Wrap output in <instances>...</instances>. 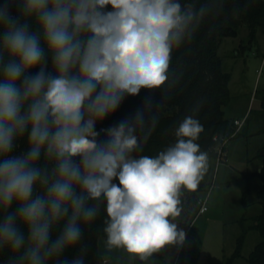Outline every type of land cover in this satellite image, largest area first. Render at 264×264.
Returning <instances> with one entry per match:
<instances>
[{
    "label": "clouds",
    "instance_id": "obj_1",
    "mask_svg": "<svg viewBox=\"0 0 264 264\" xmlns=\"http://www.w3.org/2000/svg\"><path fill=\"white\" fill-rule=\"evenodd\" d=\"M11 2L0 4L6 264H85L86 248L66 253L101 211L109 251L147 261L182 244L181 197L198 189L209 165L197 143L203 125L185 116L175 141L155 156L141 153L157 112L146 122L138 110L106 129L103 141L95 127L141 89H163L167 100L180 79L171 70L174 51L223 11L224 0H15L16 15Z\"/></svg>",
    "mask_w": 264,
    "mask_h": 264
},
{
    "label": "trees",
    "instance_id": "obj_2",
    "mask_svg": "<svg viewBox=\"0 0 264 264\" xmlns=\"http://www.w3.org/2000/svg\"><path fill=\"white\" fill-rule=\"evenodd\" d=\"M182 2H188V0H182ZM203 2L204 0H199V3ZM2 3L4 0H0V4ZM9 7L12 14L16 15L15 0H12ZM241 24H247L253 31L258 28L264 30V0H224L223 11L217 16L207 18L191 41L174 51L171 70L179 75L180 79L175 87L169 91L167 100H165L163 89H141L136 96H126L118 109L102 121H98L95 127L99 133L97 139L103 141L106 139V129L117 125L122 120L133 117L138 110H145L146 122H149L151 114L157 112L158 124L141 153L155 156L175 141L174 130L185 116L194 115L200 121L204 131L200 134L197 143L202 151L208 153L209 165L198 189L194 192L186 191L181 197L183 211L177 221L178 228L183 230L185 235L193 221L194 212L199 207L200 199L209 189L208 173L218 158L216 149L223 140H229L237 130L234 121L227 118L225 113V107L231 99V75L224 71L218 50L224 38L238 34ZM48 70L52 71L50 61ZM33 71H38V69ZM147 103L151 104L150 113L145 109ZM198 103L200 105L199 111L193 113L192 108ZM20 147H24L23 142ZM262 151L264 152V147ZM260 157L262 167L260 171L246 175L247 187L243 196L247 198L252 179L259 177L262 186L257 197L261 206V214L254 218L252 227L246 228L243 223L241 224L242 234L238 239L237 248L221 264H235L243 257V246L250 230L259 234L260 242L247 258V263L264 264V155H260ZM114 182L118 183V181ZM247 207L248 204L246 203ZM104 215V212L101 211L100 216L92 225L84 226L81 244L66 253L67 256L78 255L81 247H83L87 249L85 264H102L99 240L101 238L106 239L103 232ZM244 220L245 217L242 221ZM8 257L7 251L0 252V264H6ZM154 257H162V251L149 259ZM139 264H146V261H140Z\"/></svg>",
    "mask_w": 264,
    "mask_h": 264
},
{
    "label": "rangeland",
    "instance_id": "obj_3",
    "mask_svg": "<svg viewBox=\"0 0 264 264\" xmlns=\"http://www.w3.org/2000/svg\"><path fill=\"white\" fill-rule=\"evenodd\" d=\"M218 55L224 71L231 75V99L225 107L226 117L234 122L245 120V123L241 128L235 125L237 130L227 139L222 161L214 162L208 173L210 185L203 197H209L210 212L196 215L198 207L183 243L166 246L162 257L148 259L146 264H221L235 252L242 234L241 224L250 228L254 218L261 214L257 197L262 186L259 177L252 179L247 198L243 195L247 187L246 175L262 167L264 30L253 31L247 24H241L236 36L222 40ZM105 240H99L102 264L140 263L137 257L122 249L107 250ZM259 242V234L250 230L243 246V257L235 264H248L247 258Z\"/></svg>",
    "mask_w": 264,
    "mask_h": 264
},
{
    "label": "built area",
    "instance_id": "obj_4",
    "mask_svg": "<svg viewBox=\"0 0 264 264\" xmlns=\"http://www.w3.org/2000/svg\"><path fill=\"white\" fill-rule=\"evenodd\" d=\"M234 123H235V125L238 128H241L244 125L245 120H235ZM226 143H227V140H224L222 143L219 144V146L216 149L217 154H218V158H217L216 161L218 163H220L222 161L223 156L225 155ZM208 199H209V197H207L206 199H204V197L202 199H200V201H199V211H198L197 215H203L209 210V208H208Z\"/></svg>",
    "mask_w": 264,
    "mask_h": 264
},
{
    "label": "water",
    "instance_id": "obj_5",
    "mask_svg": "<svg viewBox=\"0 0 264 264\" xmlns=\"http://www.w3.org/2000/svg\"><path fill=\"white\" fill-rule=\"evenodd\" d=\"M238 19H240V18L238 17ZM260 155L263 156L264 155V152L262 151ZM163 250L164 249H162L161 251H163Z\"/></svg>",
    "mask_w": 264,
    "mask_h": 264
},
{
    "label": "crops",
    "instance_id": "obj_6",
    "mask_svg": "<svg viewBox=\"0 0 264 264\" xmlns=\"http://www.w3.org/2000/svg\"><path fill=\"white\" fill-rule=\"evenodd\" d=\"M210 212V208H209V210L205 213V214H207V213H209ZM205 214H203V215H205Z\"/></svg>",
    "mask_w": 264,
    "mask_h": 264
}]
</instances>
